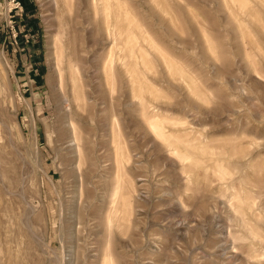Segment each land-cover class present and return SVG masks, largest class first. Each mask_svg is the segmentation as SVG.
Here are the masks:
<instances>
[{
  "label": "rangeland",
  "instance_id": "374dc122",
  "mask_svg": "<svg viewBox=\"0 0 264 264\" xmlns=\"http://www.w3.org/2000/svg\"><path fill=\"white\" fill-rule=\"evenodd\" d=\"M0 264H264V0H0Z\"/></svg>",
  "mask_w": 264,
  "mask_h": 264
},
{
  "label": "bare ground",
  "instance_id": "6f19581e",
  "mask_svg": "<svg viewBox=\"0 0 264 264\" xmlns=\"http://www.w3.org/2000/svg\"><path fill=\"white\" fill-rule=\"evenodd\" d=\"M158 128H159V126H158ZM160 129H161V128H160ZM160 129H159V130H160ZM156 131H157V130H156ZM157 133H159V132L157 131Z\"/></svg>",
  "mask_w": 264,
  "mask_h": 264
}]
</instances>
